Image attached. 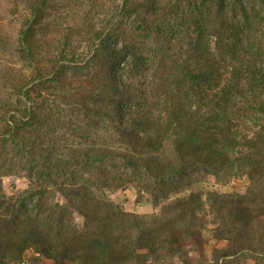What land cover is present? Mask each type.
Returning a JSON list of instances; mask_svg holds the SVG:
<instances>
[{"label":"trees","instance_id":"1","mask_svg":"<svg viewBox=\"0 0 264 264\" xmlns=\"http://www.w3.org/2000/svg\"><path fill=\"white\" fill-rule=\"evenodd\" d=\"M9 7L16 30L11 35L0 17V50L17 61H0V264L189 256L203 250L206 210L218 221L213 235L228 242L211 264L241 257L258 264L264 9L244 0H10ZM142 76L151 79V102L138 88ZM104 132L120 135L119 144ZM203 173L245 174L249 186L207 191L209 208L191 191L150 216L107 196L133 182L169 195ZM10 174L28 175L35 204L4 191Z\"/></svg>","mask_w":264,"mask_h":264},{"label":"rangeland","instance_id":"2","mask_svg":"<svg viewBox=\"0 0 264 264\" xmlns=\"http://www.w3.org/2000/svg\"><path fill=\"white\" fill-rule=\"evenodd\" d=\"M246 7L250 8H263L264 0H244ZM10 0H0V17L5 23L7 31L14 35L16 30L17 22L14 21L9 15ZM14 62L16 60V54L11 51L0 50V61ZM4 63V62H3ZM150 78H145L142 76L138 80V88L143 92H147V100L152 101V95H149L151 85ZM159 104V103H158ZM160 107L157 109L162 113ZM104 139L111 142L119 144L120 135L113 134L112 132H104ZM125 145V144H122ZM200 177V179H199ZM194 184H185L178 191L171 192L169 195H164L157 190L156 187L151 186L150 188L139 186L136 183L125 184L124 187L113 189L108 191V198L112 199L117 204L123 206L126 210L132 211L143 215H159L163 212L166 206L169 205L175 197L183 196L191 191H196L201 194L204 202L207 201L206 193L207 191H217L220 193L225 192H243L249 186V178L245 174H236L229 176L228 178L221 176L216 177L213 173H203L199 176ZM29 177L26 174H10L4 175L2 177V184L4 191L11 197L17 198L21 195L25 196L26 202L29 206L35 204L37 201V196H30L26 193L28 187ZM56 201L63 202L64 197L61 193L54 196ZM50 196V197H51ZM206 203V202H205ZM206 207L209 208L206 203ZM203 218V226H201L203 235L205 237L203 242V250H192L189 252V256L184 255H174L166 258L164 261H157L155 258H151L149 264H184L183 258L189 259V264H211L213 263V258L217 256L218 251L216 249L225 248L228 242L224 239L215 237L213 235V227L217 225L218 221L210 223L212 217L215 216V211L206 210ZM73 222L79 227L83 228L85 225V218L78 212H74L72 215ZM194 247V246H191ZM41 264H54V260L47 256H40ZM39 260L35 258H14L9 264H38ZM232 264H257L252 258H236ZM258 264H264V257L260 260Z\"/></svg>","mask_w":264,"mask_h":264}]
</instances>
